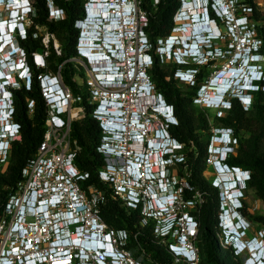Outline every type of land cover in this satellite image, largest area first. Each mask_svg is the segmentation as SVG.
<instances>
[{
	"label": "built area",
	"instance_id": "built-area-1",
	"mask_svg": "<svg viewBox=\"0 0 264 264\" xmlns=\"http://www.w3.org/2000/svg\"><path fill=\"white\" fill-rule=\"evenodd\" d=\"M23 1L0 0V88L11 62L17 57L20 63L16 70L11 68V87L3 95L0 92V174L7 170L13 141L22 140V127L14 118V91L30 89L34 78L27 52L19 41L27 39L36 11L32 0H28V7ZM141 2L87 0L84 19L75 22L79 29L78 56L70 59L76 68L73 81L81 88L78 94L65 84L62 66L51 73L45 65L51 41L57 55L62 53L55 34L44 35V49L32 53L37 68L46 69L37 75L46 103L45 133L4 203L0 195V264H159L139 247L137 234L105 221L101 212L107 204L105 190L90 183L91 174L81 172L76 165L79 150L71 139V125L87 115L84 101L101 128L97 153L103 164L98 179L121 207L140 210L142 226L151 225L152 235L166 245L173 264H201L196 242L199 225L185 211L188 206H197L198 201L184 198L185 192L194 191L188 182V153L195 150L196 157L198 153L193 142L188 146L171 133V128L180 124L179 119L175 107L150 75L156 63L150 51L158 49L160 65L172 57L165 53V39L159 40L156 48L150 41L149 14ZM158 2L153 0L154 4ZM131 3L135 11L129 15L126 10ZM97 5L103 9L102 16H90ZM56 12L64 16L62 9ZM19 24L22 27L17 31ZM110 24L118 27L109 30ZM103 36L106 51L116 47L120 52L115 62L116 78L112 69L103 65L106 57H101L98 45ZM13 42L18 47L17 56L10 52ZM199 92L195 101L203 105L207 89ZM153 95L162 100L152 103ZM34 107V101H28L29 114ZM8 124L15 126L13 132ZM165 136L173 145L162 151ZM217 144L210 148L215 151ZM216 155L217 159H212ZM206 162L216 173H225L217 152H209ZM170 196L172 201L167 200ZM221 202L226 217L229 202L227 198Z\"/></svg>",
	"mask_w": 264,
	"mask_h": 264
},
{
	"label": "trees",
	"instance_id": "trees-1",
	"mask_svg": "<svg viewBox=\"0 0 264 264\" xmlns=\"http://www.w3.org/2000/svg\"><path fill=\"white\" fill-rule=\"evenodd\" d=\"M32 2L36 15L32 17V26L28 31L27 39L19 42L27 52V59L32 67L34 78L30 89L23 87L14 91L16 104L14 118L22 127V140L13 142L7 170L4 174H0V195L3 203L20 180L26 164L34 157L45 133L46 103L41 93L37 75L44 73L46 69L37 68L32 56L33 52L44 49L42 40L45 32L55 34L62 52L60 56L57 55L51 41L50 54L46 58L48 70L51 73H56L62 66L61 74L65 84L74 94L81 91L79 85L73 81L76 68L70 59L78 56L79 30L75 27V22L84 19L87 0H32ZM50 2L63 10V18L56 21L49 19L48 5ZM238 5H243L249 10L248 18L254 23L256 38L262 42L260 52L263 54L264 23L261 24V22H264V13L259 8L257 0H242V3L236 2V6ZM141 6L149 14L147 33L150 41L155 43L157 40L170 36L174 28L175 16L182 7L181 0H159L157 4H154L153 0H142ZM41 60V56L38 55L37 62L41 63ZM156 63L155 68L150 71V75L162 90L168 103L175 107L180 123L171 128V133L178 141L188 146L193 142L198 153L197 157L195 150L188 153V182L194 187V191L185 192L184 198L186 200L194 199L198 194L204 198L199 211L194 214L199 225L196 242L199 251L200 247L202 248V253L200 252L201 264H237L231 259L229 262L226 261L229 255L234 256V249L223 253L220 242L215 237L217 227H221L218 219L220 190L212 186L203 176L208 146V141H202L208 128L205 114H197L194 111L192 106L193 100L196 99L193 97L194 93L191 91L184 92L179 81L174 79V71L178 66L174 63L171 73L168 74L160 68V62L157 61ZM261 84L263 87L253 95V98L256 96V100L248 110H244L239 101L234 100L227 113L222 115L221 111H218L215 119L222 124L223 128H229L234 133V153L228 155L226 163L230 167L241 168L250 172L249 188L264 203V153L259 151L258 137H248L243 142L241 135L245 128L244 121L249 115H253L254 120L262 125L264 134V82ZM188 86L194 92L199 88L198 81L195 86L190 84ZM30 100L35 103L32 114H29L28 111V101ZM83 104L87 110V115L84 119L72 123L71 139L78 144L79 152L76 165L79 170L89 172L91 174L89 182L96 184L98 188L104 189L106 192L107 204L101 211L103 218L115 228L128 229L133 235L137 234L139 247L145 248L157 263L173 264V258L166 245H163L152 235L151 225L142 226L140 210H126L121 207L120 202L112 198L111 191L98 179V169L103 164L102 158L97 153V146L101 139V128L99 122L90 116V109L86 101ZM206 192L208 195L205 194ZM240 211L247 214L245 207ZM2 212L3 204L0 205V217ZM249 220L264 226V215L251 217ZM252 237L254 236L252 235Z\"/></svg>",
	"mask_w": 264,
	"mask_h": 264
},
{
	"label": "clouds",
	"instance_id": "clouds-1",
	"mask_svg": "<svg viewBox=\"0 0 264 264\" xmlns=\"http://www.w3.org/2000/svg\"><path fill=\"white\" fill-rule=\"evenodd\" d=\"M195 1V0H194ZM187 2V0H181L182 3V7L179 13L182 12V9L185 5V3ZM221 3L223 4L221 6ZM22 4L25 7L29 6V1L28 0H24L22 2ZM203 5H204V9H205V16L204 18H202L204 21L209 22L210 24L213 23L215 25V28L210 29L208 27V29L205 30V32H203L201 35L200 34H196L193 36V38H189V39H184L183 35L180 34V31H178L179 27L177 26L174 30L176 32L175 35L170 34V36L166 37V42H165V53H168L171 57L172 60L177 66L178 68L176 69L175 74L182 78V81H186L187 84L193 85L195 86L197 84V75L199 73V70L201 69H207L212 67L214 64H216L218 58L222 57H227L229 60H235V58H233V54L236 53V50L231 46L230 47V43L234 42L233 40V36L235 33H239L241 31L242 24L239 25L238 21L235 22L234 19L236 18L234 15V9L236 7V2L234 0H203ZM227 11V14H225V10ZM48 9H49V19L50 20H59L63 17H59L57 16V9H59V7L54 6V4L51 2L48 5ZM221 12H220V11ZM135 11V5L134 3L130 4V8H128L126 10V14L131 15V13H133ZM178 13V14H179ZM177 14V15H178ZM177 15L175 16V19L177 17ZM175 19H174V25H176L175 23ZM211 19V20H210ZM247 20V24L245 25V28H249L248 27V19L244 18ZM218 22L223 23V25L225 26L226 29V33H223L220 29V24ZM231 26V28H233V30L231 31V33L228 32L227 27ZM22 27V24H19L18 26L15 27V30L19 31ZM78 29V28H77ZM79 30V29H78ZM251 30V29H250ZM252 31V30H251ZM253 33V32H252ZM254 38L256 39V43L253 46H249V50H251L252 54H254V56H251L249 54H247L246 59L250 60L252 64H255L259 67V70L264 73V69H262L261 65L259 64L261 62V59L263 57V54H261L260 50H261V45H259L258 43V38H256L255 33L253 34ZM106 37L103 36L101 41L98 43V45L101 47V52L100 55L101 57H106L103 61V65L104 67L110 68L112 69V76L114 78L117 77L118 71L116 70V64L115 62L117 60H119V55L120 52L117 51L116 47H113L114 49L112 50V52L106 51ZM173 40V42L170 44L169 42ZM222 40V41H226L225 42V51L218 49L214 46V43ZM186 41H191L193 43H191L190 46L186 45ZM10 52L15 53L17 56L18 53V47L16 46V43H12V46H10ZM243 51L240 50L239 53L237 54H242ZM150 54L155 57V62L158 61L159 56L156 54V49L154 51H150ZM156 54V55H155ZM251 57V58H250ZM18 58L16 57L15 60H13L11 62V65L9 66L8 69V77L6 76V74H3L4 77V82H1V88H0V92L1 95H3L5 93L6 88L11 87L12 85V81L14 79V73L13 70H11V68L13 69H17L18 67H20V63H18L16 60ZM156 64V63H155ZM240 66L242 65V63H239ZM220 68L218 67L216 69L215 72H217ZM224 72V71H223ZM216 77H219V73L217 72ZM230 77H232L233 79V75H231ZM253 79H255V84L258 85V87L252 91H246L242 88H237V89H230V80L228 82V87L227 90H225L224 92H222L221 94L219 92H217V96L219 97L218 102H215L216 107L221 110L222 115H224L226 112L228 111L229 108H231V104L234 100L239 101V103L242 105L244 110H248L251 105H252V100H253V95L257 92H259L263 85L261 84L262 82H264V77L262 76H253ZM195 79L194 82H192V80ZM192 82V84H191ZM232 84V82H231ZM214 88V87H211ZM202 90V88H201ZM200 90V91H201ZM249 96L251 98V103L249 105H245L244 101H243V97L244 96ZM225 98V103H222L220 100L221 98ZM159 99L162 100V98H158L157 96L153 95L151 98V102L152 103H156L157 101H159ZM166 106V103H165ZM222 109H225L222 110ZM170 114L172 116L173 111L170 110ZM8 126L11 128L12 132L15 129V126L13 124H8ZM222 134L221 136H219L218 138L222 139V141L219 142V147L222 146V144H224L225 146H229V150L225 151V150H218V159H219V163L221 164L222 169L225 171V173H231L232 174V178H227V179H222L221 182H218L216 185H214L215 187H217L220 191H221V200H224V198H227L228 202H229V206H228V210H230L231 212H238L239 217H237L235 214L234 215H227L226 217L228 218V220L230 222H233L234 228L238 229L240 233H236V237L238 238V241H235L234 239L229 238V231L225 228L226 223H225V219L226 217H224L223 219H220V224L222 223L221 227L223 229V234L224 236L228 239V241L231 242V245L233 246V249L235 251V253L237 255H241L244 252L247 251V253L250 252L248 251L247 248H249V246H245L242 245L244 243H248L249 240H251L252 238H248L247 237V232L249 229V225H248V221L245 219V217L242 215V212L240 211L242 209V198L244 197V191L247 190L249 188V182L251 179V174L249 171L241 169V168H236L237 170H234L233 167H230L227 163L226 160L228 158V155L230 153H234V144L235 141L234 140V133L231 129L229 128H224L221 130ZM226 135L228 136V140L227 142H225L223 140V138L226 137ZM15 141H20L18 140H14ZM173 145V142L170 140V138H167L166 136L162 139V143H161V150L165 151L167 148H171ZM218 147V148H219ZM156 162H159V159L156 160ZM226 164L228 165V168L223 167L222 165ZM229 179V180H228ZM235 189V190H233ZM227 194V195H226ZM168 201H172V196L167 198ZM235 200H239L241 203V207L240 208H236V206L234 205V201ZM242 218V219H241ZM225 223V225H224ZM256 237H259L262 245L264 247V233L257 234L255 235ZM241 244V245H239ZM247 256L245 258L244 264H247L248 262L246 261L250 256Z\"/></svg>",
	"mask_w": 264,
	"mask_h": 264
},
{
	"label": "rangeland",
	"instance_id": "rangeland-1",
	"mask_svg": "<svg viewBox=\"0 0 264 264\" xmlns=\"http://www.w3.org/2000/svg\"><path fill=\"white\" fill-rule=\"evenodd\" d=\"M234 1L242 3V0H234ZM257 3H258L259 8L264 13V0H257ZM193 4H194V0H193ZM185 8H186V3L184 5V7H183V9L185 11L182 9V12L179 13L177 15L176 19H175L176 25H174V28L172 29V32H171L172 35L176 34L177 30L175 31L174 29L177 26L179 27L178 31H180V34H182L185 31V28L183 29L181 26H179V21L177 19L179 16H183L184 13H186V9ZM234 15H235L236 18H241V19L247 18L248 19V27H249V29L252 30L253 34L256 33L255 29H254V23L250 20V18H248L249 17V10L248 9L244 8L243 5H240V6L238 5L234 9ZM194 23H196V22H194ZM218 23L220 24L221 31L223 33H226V29H225V26L223 25V23H221V22H218ZM263 23L264 22H261V24H263ZM187 24H188L187 28L192 26L191 25L192 24L191 21L188 22ZM187 24H185V21H184V25H187ZM194 26H196V25H194ZM242 27H244V26H242ZM46 34L47 33L45 32L44 35L46 36ZM183 38H184V35H183ZM164 39H166V38H164ZM157 41L155 43H152L155 48L158 46V43H159ZM225 42L222 41V40H219V41L214 43V46L216 48H218V49H221V50L225 51V48H226L225 47ZM258 43H259V45H261L262 42H261L260 39L258 40ZM157 50L158 49L156 48V52H157ZM219 56H221V58H218L216 64H214L210 68L204 69L203 72H205L206 77L208 75L209 78H213L216 75V73H217L215 71H216V69L218 67L222 68V67L227 65L229 59L227 57H222V55H219ZM259 64L261 65L262 69H264V53H263V57L261 59V62ZM39 65L41 66L42 62L39 63ZM45 65L47 67V63L46 62H45ZM173 65H174L173 61H168V62H165V63L161 64L160 68L164 69V71H166L169 74L172 71ZM154 68H155V65H154L153 69ZM221 76H223V75H221ZM168 77H170V75H168ZM206 77H205V81H206ZM224 77H226V75H224ZM174 79L177 80L176 74H174ZM179 83H180V85H181V87H182L184 92H186V91L193 92L194 93L193 97H197L198 95H200L199 94L200 92H198V91L194 92L193 89L189 88L188 84L182 83V82H179ZM213 83H215V82L213 80H210V85L206 84L207 86L203 87L202 90H204L206 88L210 92L211 91L210 90L211 87H213V86H211ZM214 90L216 91L217 88H215ZM212 93L215 94L216 92L212 91ZM255 98H256V96L252 100V105L254 104V102L256 100ZM203 100L205 101L203 105H199V104L196 103L195 100H193L192 106H193L194 111L197 114H201V113L205 114V117H206V120H207V127L208 128H207V130L205 132V135L203 136V139H202V141H205V142L208 141V146H207L206 156H205L206 160H207L209 158V152H215V153L218 152V150L214 151L212 148H210V145L215 143V142L219 143L220 141H222V139H218V137L221 136V134H222L221 130L224 129V128L222 127V124L215 119L218 111H221V110H219L216 107L214 102H213V105H211V104L209 105V102L207 101V98H205V95L203 96ZM210 106H212V107H210ZM222 110L225 111V109H222ZM225 112L227 113V111H225ZM244 125H245V128L241 132V135L243 137L242 138L243 142L248 137H252V138L258 137V148H259V151L264 153V134H263L262 125L257 123L254 120L253 115L247 116V118L244 121ZM223 140L225 142H227L228 136L226 135V137L223 138ZM218 145L219 144H217L216 146H218ZM212 159L216 160L217 159V155L214 156V157L212 156ZM215 166H217V163H215ZM203 176L212 186L216 185L218 182H221L222 179H227L229 177L232 178V174L229 173V172L228 173H216L215 169H212V167H208L207 162H206V168L204 170ZM223 176H228V177L224 178ZM205 194L208 195L207 192ZM195 199L198 201V205L197 206L191 205V206H188L185 209L186 212H189V213H191L193 215L197 211H199L200 205L204 202V198L201 197V195H199V194L195 196ZM221 203L222 202H221V191H220V207H219V211H218L219 223H220V219L224 218L223 215H222V213H223L222 210L224 208L223 207L224 205H221ZM244 207L246 208V213L247 214L242 213V215L248 221V225H249V229H248V232H247V237L251 238L252 235L255 237V235H257V234H260V236H261V233L262 232L264 233V226L262 224L257 223V222L252 223L249 220V218L255 217V216L264 215V203L255 196V192L252 189H250V188H248L247 190L244 191V197L242 198V208H244ZM194 217L197 220V217L195 215H194ZM226 219H227V224H230L229 223L230 221L228 220L227 217H226ZM221 225H222V223H221ZM215 237L219 240L223 253H225L228 250L230 251V249L233 248V246L231 245V242L228 241V239L224 236L222 227H219V226L217 227ZM253 244H256V243H253ZM249 246H251V245H249ZM200 252L202 253V248L201 247H200ZM251 254L254 255L253 252ZM233 255L235 257L232 256V255L231 256L229 255L226 258V261L229 262L230 259H231L232 261H236L237 264H240V263L244 264V259L246 258V256L249 255V253H247V251H246L243 254L237 256L235 254V252H233Z\"/></svg>",
	"mask_w": 264,
	"mask_h": 264
},
{
	"label": "bare ground",
	"instance_id": "bare-ground-1",
	"mask_svg": "<svg viewBox=\"0 0 264 264\" xmlns=\"http://www.w3.org/2000/svg\"><path fill=\"white\" fill-rule=\"evenodd\" d=\"M12 5H13V7H17L15 2H12ZM185 9H186V13H184L183 16H179L177 18L178 21H179V26H181L183 29L185 28V31L181 34V35H184V39L185 40L188 39V38H193V36L196 35V34H200L201 35L203 32H205L206 29H208V27L210 29L215 28V25L213 23L210 24L209 22L204 21L202 19V17L197 14L196 9H195V4H193V0H187ZM102 10L103 9H101V10L99 9L98 5L94 6V10H93L92 13L90 12V16H95V15H98V14H100L102 16V13H103ZM184 21H185V24H187L188 22L191 21L192 22V24H191L192 26L187 28L188 24L184 25ZM194 22H196V23H194ZM243 23H244V19H240L238 21L239 25H241ZM194 25H196V26H194ZM11 27H12V25H11ZM11 27H9V28H11ZM116 27H118L116 24H110L108 26V29L109 30L113 29V28L115 29ZM88 34H89L88 36H94L95 35V33H88ZM172 42H173V40H171L169 43L171 44ZM191 43H193V42L186 41V45L187 46H190ZM236 74H237V72H230L229 70H226V71H224L223 76H221V75H220L221 77L220 76L219 77L214 76L212 78V80L216 84L213 83L212 86L214 88H211L210 92H209V90H207L206 95H205V98H207V101L209 102V105L210 104L213 105V102H214V104H215V102H218L219 97L217 96L216 93L219 92L221 94L222 92L227 90V87H228L227 86L228 85L227 80L229 79V77L231 75L235 76ZM224 75H226V77H224ZM215 88H217L216 91L214 90ZM212 91L216 92V93L214 94V93H212ZM210 107H212V106H210ZM223 177L226 178L228 176H223ZM256 246H257V244H254V245L252 244L249 248H247L249 252H253L254 253V255H255L254 257H257L256 254L258 253V251L255 249ZM248 264H253V260H250L248 262Z\"/></svg>",
	"mask_w": 264,
	"mask_h": 264
},
{
	"label": "flooded vegetation",
	"instance_id": "flooded-vegetation-1",
	"mask_svg": "<svg viewBox=\"0 0 264 264\" xmlns=\"http://www.w3.org/2000/svg\"><path fill=\"white\" fill-rule=\"evenodd\" d=\"M141 5H142V2H141ZM203 71H204L203 69L199 70V73H198V75L196 77L197 78V81H198V85H199V88L196 90V92L197 91L199 92L201 90V88L203 89V87L207 86L206 84H209L210 85V80H212V78H209L208 75L206 77V74ZM175 72H176V70L174 71V74H175ZM205 77H206V81H205Z\"/></svg>",
	"mask_w": 264,
	"mask_h": 264
}]
</instances>
